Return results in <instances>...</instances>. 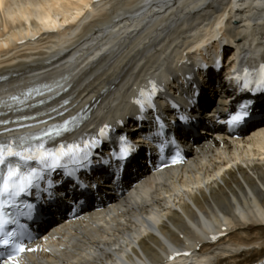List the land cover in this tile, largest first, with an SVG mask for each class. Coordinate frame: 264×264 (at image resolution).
I'll return each mask as SVG.
<instances>
[{"label":"bare ground","instance_id":"bare-ground-1","mask_svg":"<svg viewBox=\"0 0 264 264\" xmlns=\"http://www.w3.org/2000/svg\"><path fill=\"white\" fill-rule=\"evenodd\" d=\"M215 52L233 67L264 60V0H0V136L78 117L73 136L92 134L128 119L149 78L188 89L185 75ZM199 147L188 168L134 177L112 210L50 225L59 238L27 264L264 262V123ZM208 227L226 235L201 237ZM167 247L192 254L169 262Z\"/></svg>","mask_w":264,"mask_h":264},{"label":"snow or ice","instance_id":"snow-or-ice-1","mask_svg":"<svg viewBox=\"0 0 264 264\" xmlns=\"http://www.w3.org/2000/svg\"><path fill=\"white\" fill-rule=\"evenodd\" d=\"M239 79V77H237ZM264 85V74H262L258 87ZM248 87V82L244 85ZM155 86H153L152 92L155 93ZM142 96L147 97V102L150 107H154L152 104L151 95L142 92ZM13 99H16L15 97ZM141 109L144 108V104L141 101H137ZM247 105L241 106V112L233 115L228 121L230 125L237 124L243 121L247 113L243 111V108ZM181 120H186V117H181ZM58 133L59 130H54ZM108 127L105 126L100 131V136L106 135ZM52 131L45 130L42 134L35 137H22L17 140L8 142H0V247L10 248L12 251L9 253L5 264L12 262L15 264V258L20 253L25 251H33V249L25 248L22 237L23 226L19 225V229L16 231H8L6 226L9 223L18 224L16 219H12V213H6V207L17 208L18 215H31L33 209L32 204H25L24 208H27V212L19 211L20 206L16 203L17 199L22 194L29 193V190L33 187H39V181L44 179V173L47 170H55L58 168L67 169V174L72 175L73 169H69V164L83 165L89 160L92 148L100 141L93 139L91 141L73 142L71 144L61 143L56 148H46L44 143V137H50ZM32 139L40 140L39 144L33 146L30 141ZM122 144L120 153L117 156L118 159H126L130 154L132 148L130 144L126 143V138H121ZM81 143L84 147H81ZM35 162L39 167H31L28 162ZM23 162V163H22ZM51 186V182H49Z\"/></svg>","mask_w":264,"mask_h":264}]
</instances>
